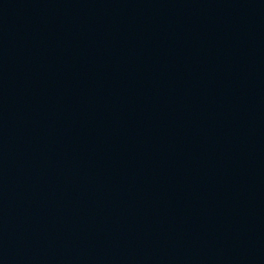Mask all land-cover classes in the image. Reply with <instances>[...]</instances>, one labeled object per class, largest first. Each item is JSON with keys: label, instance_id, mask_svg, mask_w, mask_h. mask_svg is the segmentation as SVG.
<instances>
[{"label": "water", "instance_id": "95a60500", "mask_svg": "<svg viewBox=\"0 0 264 264\" xmlns=\"http://www.w3.org/2000/svg\"><path fill=\"white\" fill-rule=\"evenodd\" d=\"M0 264H264V0H0Z\"/></svg>", "mask_w": 264, "mask_h": 264}]
</instances>
